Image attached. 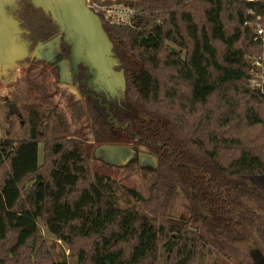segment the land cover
Here are the masks:
<instances>
[{
    "label": "trees",
    "instance_id": "16d2710c",
    "mask_svg": "<svg viewBox=\"0 0 264 264\" xmlns=\"http://www.w3.org/2000/svg\"><path fill=\"white\" fill-rule=\"evenodd\" d=\"M94 1L135 9L127 24L98 13L126 85L115 101L100 98L104 106L89 97L87 108L99 143L141 142L157 157L149 195L131 188L134 201L121 206L114 180L91 169L87 142L37 80L40 68L58 76L39 47L59 40L66 57L71 46L49 12L14 0L6 10L29 70L2 110L0 264H206L213 251L264 264V68L252 74L264 2ZM17 120L26 137L11 136ZM178 194L187 212L174 216ZM42 226L69 252L55 256Z\"/></svg>",
    "mask_w": 264,
    "mask_h": 264
},
{
    "label": "rangeland",
    "instance_id": "374dc122",
    "mask_svg": "<svg viewBox=\"0 0 264 264\" xmlns=\"http://www.w3.org/2000/svg\"><path fill=\"white\" fill-rule=\"evenodd\" d=\"M111 23V22H110ZM24 53H26L23 48ZM54 48L49 49L47 53L48 61H53L55 58L52 56ZM71 59V58H70ZM110 60V61H109ZM73 60L71 59V62ZM74 62V61H73ZM72 62V73L77 70V63ZM111 58H108L107 63H110V68H112ZM115 63V62H114ZM53 68L59 70L57 64H52ZM29 65L27 63H15L10 64L8 71L2 72L0 74V134H4L7 128V118L2 113L4 108L5 99L10 96V93L17 88V84L21 78L29 70ZM45 68H40L37 72L40 75L37 77L38 81L45 84L50 88V92L54 93V100L58 103L59 111H61L67 119L72 133L76 136L84 139L90 149V166L91 169L103 176L110 177L116 183L114 185L117 192L118 198L120 200V205L132 203L134 200L129 194L128 190L134 188L141 192L142 195H149V190L151 183L156 175V164L154 157H156L149 146L141 142H129L126 144L127 149L124 151L123 155L117 160L107 159L105 156L100 155L97 152L98 147L103 144H117L114 141L106 140L103 143H99L97 135L95 133L92 117L88 112L86 103L83 100V95L81 94L83 90L81 87L72 83V74L70 73L68 80L64 78H56L53 76L49 70ZM106 68L100 71L98 78L91 79L93 83L96 84L98 90H103L108 96H115L125 88L126 78L125 74L122 72H117L114 69L112 71ZM107 70V71H106ZM37 75H35L36 77ZM77 83V82H76ZM108 84V85H107ZM111 85V86H110ZM114 87V88H113ZM24 103L21 99L18 104ZM99 103L101 104L100 100ZM87 109V111H86ZM108 122L110 124H115L120 126L116 119H112V114L108 117ZM125 130V127L123 128ZM28 132V127L22 125V123L17 120L14 131L11 134L12 137H26ZM7 134V133H6ZM51 135V134H50ZM40 158H42V146L40 145ZM157 158V157H156ZM256 179L260 181L264 188V176H256ZM172 214L178 216L182 213H186L185 200L178 194L175 197L174 206L172 209ZM42 238L47 241L51 250L54 252L55 256L61 258V254L64 252L68 253L69 250L66 246L58 241L53 235L45 229L44 226L41 228ZM33 244L31 241L30 245ZM68 250V251H67ZM206 264H232L228 260L224 259L217 252H212L208 257Z\"/></svg>",
    "mask_w": 264,
    "mask_h": 264
},
{
    "label": "water",
    "instance_id": "95a60500",
    "mask_svg": "<svg viewBox=\"0 0 264 264\" xmlns=\"http://www.w3.org/2000/svg\"><path fill=\"white\" fill-rule=\"evenodd\" d=\"M13 1L0 0V74L8 71L12 62L21 59L20 44L25 45L28 53L26 44L20 38L18 22L6 10V6ZM32 1L49 12L59 24L64 40L71 46V59L74 61L72 62L77 64L83 62L92 75L91 79L98 78L97 74L106 68L111 71L114 69L116 60L112 57V42L100 16L90 7L89 0ZM108 58L115 62H111L112 68L110 63L106 64ZM65 71L68 73V69ZM126 149L127 146L122 144H103L98 147L97 152L102 151L107 159L117 160ZM154 160L157 163L156 157Z\"/></svg>",
    "mask_w": 264,
    "mask_h": 264
},
{
    "label": "flooded vegetation",
    "instance_id": "af4514ba",
    "mask_svg": "<svg viewBox=\"0 0 264 264\" xmlns=\"http://www.w3.org/2000/svg\"><path fill=\"white\" fill-rule=\"evenodd\" d=\"M59 40H57L55 43H48V44H44L43 46L41 45L39 47V52L40 55L43 57H47V53L49 51L50 48H54L53 53V57L55 58V60L53 61H48L51 64H57L59 70H56L58 72V76L56 78H64L66 80H68L70 73L73 75L72 76V83H75L77 86L79 85L81 87V89L83 90V92L81 93L83 96V100L86 103V107H87V100L89 97L94 98L95 100L98 101L99 100L101 102V105L104 106V101L102 99V97H106V99H108L109 101H115V98H119V93L115 96H109L105 95L106 93L103 92V90H98L96 87V84L92 82L91 78L92 75L89 73V69L86 65H84L83 62H80L77 64V70L74 72V74L72 73V62H71V48H70V54L66 55V57H63L64 52L61 50V48L58 46V44H56ZM63 49V48H62ZM28 55V54H27ZM26 58V57H25ZM23 60V59H22ZM21 64H24V62H20ZM65 69H68V73H66ZM77 82V83H76ZM101 98V99H100ZM100 104V103H99ZM9 107L12 109H16V106L14 104H9ZM106 111L109 112V108H106ZM87 111V109H86ZM111 114H109L110 116ZM66 117V116H65ZM112 119H115L113 117L112 114ZM67 120V119H66ZM117 121V120H116ZM111 126H113L114 130H117V128L121 127V126H116L115 124H110ZM124 128V127H123ZM103 143V142H101ZM100 143V144H101ZM117 144H122V145H126L125 143H117ZM100 155H104V153L102 151L98 152Z\"/></svg>",
    "mask_w": 264,
    "mask_h": 264
},
{
    "label": "built area",
    "instance_id": "2783aa9c",
    "mask_svg": "<svg viewBox=\"0 0 264 264\" xmlns=\"http://www.w3.org/2000/svg\"><path fill=\"white\" fill-rule=\"evenodd\" d=\"M257 1V0H248ZM264 2V0H262ZM90 7L94 12L102 13L106 20L115 24H127L130 23L131 17L135 13V9L127 6L123 3L114 2L112 4H100L94 0H89ZM256 22L254 23L255 39L258 40L262 45V54L255 58L254 67L252 68V74L255 76H260L263 73L264 68V12L258 14L256 17ZM251 24L249 21L246 25ZM258 68V69H257ZM255 80V79H254ZM262 82H264V77L262 76Z\"/></svg>",
    "mask_w": 264,
    "mask_h": 264
},
{
    "label": "crops",
    "instance_id": "0c3cea01",
    "mask_svg": "<svg viewBox=\"0 0 264 264\" xmlns=\"http://www.w3.org/2000/svg\"><path fill=\"white\" fill-rule=\"evenodd\" d=\"M20 45H21V48H20V55H21L22 57H21V59L16 60L15 62H12L11 65H12V64H15V63H18L19 61H21L22 59H24V58L27 56V54H28L25 45H24V44H23V45L20 44ZM23 48L25 49L26 53H24Z\"/></svg>",
    "mask_w": 264,
    "mask_h": 264
}]
</instances>
